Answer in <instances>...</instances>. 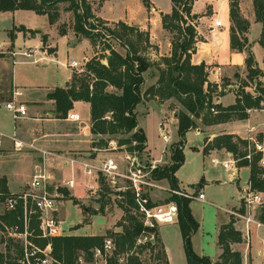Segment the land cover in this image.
I'll list each match as a JSON object with an SVG mask.
<instances>
[{
	"label": "trees",
	"instance_id": "1",
	"mask_svg": "<svg viewBox=\"0 0 264 264\" xmlns=\"http://www.w3.org/2000/svg\"><path fill=\"white\" fill-rule=\"evenodd\" d=\"M92 1L94 0H0V10H31L36 14L46 15L49 23L53 24L60 17L58 4L66 2L65 9L73 17L72 29L78 36L94 41L108 32L114 39L121 42L120 33L116 29L99 27L98 24H104L105 21L94 15ZM193 2L194 0H172L171 13L162 15L163 27L172 34L171 55L163 58L165 68L159 71L157 85L154 84L149 89L153 96H157L161 100L173 98L179 106L176 110L178 140L170 147V163L162 167L158 166L151 172L154 179H164L171 188L175 189L178 188L175 172L184 161L183 147L186 133L196 126L201 111L207 109L208 112H211L210 108H214L215 112L226 111L224 114L226 119L243 118L246 109L263 106L261 102L264 98V83L255 80L264 74V53L261 71L254 67L253 56L248 53L246 77L249 81H255V93L242 88L236 92V102L223 109L212 102L210 91L213 89L206 91L203 88L206 80L204 65H191L189 61L190 53L194 48L195 30L187 20L192 21ZM252 3L255 19L261 23L258 42L264 49V0H252ZM229 5L231 47L241 50L247 39L243 37V42L240 41L238 34L244 35L249 23L240 14L234 0H231ZM120 25L127 30H138L126 23H120ZM58 30L61 34L66 31L63 26H59ZM142 36L145 35L139 31L140 40ZM45 40L46 36L43 35L42 41L45 42ZM143 41L147 42V37H144ZM107 50L109 51L108 55L90 58L84 66L71 75L67 86L55 87L47 94V98L53 100L54 116L59 118L67 115V112L73 107V102L89 103V133L92 150H99L103 147L107 149V144L113 140L116 141L119 148L124 146L127 151L142 152L146 148V137L138 126L136 108L143 98L141 90L144 82L143 73L151 67V62L133 48L128 49L124 54L110 47H107ZM102 58L106 60V63L102 62ZM243 86H248L247 81L243 83ZM247 146L245 141L234 140L230 134H222L214 137L211 144L204 147L202 151L204 154L213 148H225L231 151L242 164L250 166L248 179L251 189L264 195V167L257 163L258 154L254 155L250 162L242 158L246 153ZM6 182V178L0 179V200L2 201L10 194ZM199 185L200 182L194 186L195 191ZM122 201L124 202L122 206L124 216L122 223L119 224L122 229L116 233V243L124 249L125 246H132L141 234L144 233L143 236H145L147 232H154V242L148 241L146 249L156 251L158 255L155 254L158 257L164 255L162 246L158 245L160 241L156 228L143 225L139 213L135 210L133 195L129 189L124 191ZM168 201H174L178 208L176 223L183 239L186 264H242L241 253L231 248L233 243L242 240L241 231L234 226L233 219L220 226L218 244L221 253L218 260L213 263L207 255H199L192 249L190 239L199 228V223L192 214L191 199L171 195ZM239 210L243 212L242 207ZM20 215V208L14 211L5 209L0 218L10 224L18 222ZM255 217L264 222V206L258 209ZM31 227L35 229V232L37 231L34 219ZM1 239L5 240V247L3 251H0V264H19L17 262L21 252L19 241L3 237ZM103 239L104 237L100 235L65 234L51 239L34 240L41 246L50 242L52 255L61 264H78L75 261L76 258L82 253L89 258L92 249L100 247ZM139 247L144 249L143 244H140ZM110 264H112L111 261ZM163 264H167L166 260Z\"/></svg>",
	"mask_w": 264,
	"mask_h": 264
},
{
	"label": "rangeland",
	"instance_id": "2",
	"mask_svg": "<svg viewBox=\"0 0 264 264\" xmlns=\"http://www.w3.org/2000/svg\"><path fill=\"white\" fill-rule=\"evenodd\" d=\"M234 1L238 6L239 0ZM251 5L253 6V3ZM66 6V2H61L58 4V9L60 10V22L58 23L59 26H63L68 30V32L72 33L73 17L70 12L66 11ZM249 6L250 4L248 1L244 5L245 12L247 13H249L247 11ZM187 21L188 23H190L189 19ZM120 23L125 24V22L121 20L112 21L110 23L105 22L104 24L101 23V25L98 24L99 27H109L112 29H116L117 32L120 33L121 42L117 39H114L108 32H105L107 33L106 35L98 37L94 41L88 40L90 43V50L96 52L94 56L103 57L105 55H108L109 51L107 50V47L113 48L123 54L126 53L128 49L133 48L136 49L139 54V45L144 46L143 39L145 36H142L141 40L139 39L138 21L136 19L131 20L130 25L138 29L133 31L124 29L120 25ZM13 24L22 25L12 27L10 29L11 34L16 31H22L23 33H29L30 35L39 33L41 36H43L44 33L40 30L27 29L25 26L29 28L39 29H45L48 27L46 18L42 15L35 14L34 12L0 11V43H2L4 47L10 44V39L6 34V29H8ZM165 31L169 33L170 37H172L171 32H168V30L166 29ZM50 36L53 37L54 45L56 47L55 48L51 46L47 48V52H53L55 48V52L50 54H47V52L42 49V43L38 37L34 39H27L23 38V36L18 33L14 40L15 48H23V46L27 47L29 45L32 48H37L38 54L36 55V57L38 55L44 56L46 58V66H44L42 62H34L32 61V59L12 57L7 53H0L1 58L6 57L8 59H11L13 63L15 60L18 61L14 63L12 70L13 83L16 86L23 88L26 96L39 98L43 95L47 86L51 87L63 85L72 68L63 65L62 63L69 62L71 59L79 60L85 52L84 50L86 44H84L85 42L83 40H72L71 37L58 36L54 31H52ZM238 37L240 41L243 42V37L246 36L245 34H238ZM146 48L148 49L147 46L145 48L143 47V50L147 51ZM90 58L82 59V61L79 62H81L82 66H84ZM102 62L105 63V59L102 58ZM258 69L260 71L262 70L261 68ZM72 70V74H74L79 69L73 68ZM246 75L247 71L245 70L241 76H238L237 78H230L229 82L233 85L229 89H231L235 93L242 88L248 91H254L255 81L247 80ZM255 80L257 82L259 81L260 83L264 82V78L259 79L258 77ZM246 81L248 86L244 87L243 83ZM224 88L228 89L227 86H222L220 90L223 91ZM11 98L12 96H10L9 93L0 95V132L4 135L0 139V179L8 177L11 181L10 188H19V190H21L25 188L24 183L28 181L32 176L31 171H29L28 169L29 161L32 160L37 162V159L39 161L41 160V158L37 151L30 149L16 150L13 147L12 142L9 138L13 133L18 139H21L25 142H30L35 138V136L38 135V132H35V135L33 132L32 134H28L29 126H27V122L22 123L23 118L14 120L12 114L5 109L4 103ZM146 98L147 100H150V102L147 103L146 109L141 110L140 105H138L136 108L137 120L138 124L142 127L147 140V148L150 150V153H152V155H158L159 153H161L163 146H166L165 151L166 156L168 157L166 161L159 163V167H162L163 165L170 163V147L178 140L176 120L172 115V110L175 109L176 111L178 106L174 103L170 106H167V102L166 108L169 110L167 114L166 109L156 102L157 98L155 96L151 94ZM151 100L153 101L151 102ZM17 101H19V99H17ZM68 113L79 114V119L75 120V122H73V124L71 125L74 130L81 131V137L84 138V136H87L88 138H90V124L89 120L86 118L85 113L83 112V109H70L67 114ZM166 114L168 116L166 118L168 122L170 140L165 144L158 130V122L165 118ZM35 116L48 118L49 114L45 112H38L34 115V117ZM50 116L52 117L54 115ZM17 126H19L23 132H18L16 128ZM51 129L58 130V127L55 126ZM260 139V141L264 142V138ZM198 141V137L193 131H189L186 133V142L183 148L184 161L175 172V176L178 178V181L180 182L179 185L182 190L190 193H197L201 191L206 199L205 202L192 200L190 203L192 214L199 223V228L191 236L190 239L192 249L195 252L208 255L210 258H216L218 253L216 240L219 226L223 221H225L227 215H229V217L234 220V226L241 231L242 239L246 243V246L250 243L251 240L252 250L256 258V249L259 244H257L256 239H254V235L261 228H256L254 225L250 224V239H247L243 235L245 227L244 221L238 216L233 215L229 212L225 213V208L232 205H238V207L235 209L229 208V210L240 209L241 204L239 205L240 200H238V188L242 186L244 188L246 186L250 166L242 164L240 159H238L240 166H247L248 170L246 168L240 169L238 181H230L228 179L230 171L224 169V167L220 163H215L214 161H212L211 157L204 156L202 153V149L198 146ZM36 143L38 144L37 141ZM64 143L65 142H63V140H59L58 142L53 141L52 144H47V146L44 148L51 147L52 149L56 148L55 144L64 145ZM112 144H115L116 149H112V153L108 152L104 156H115L121 168L126 169L127 160L123 158L125 147L122 146L119 148L116 144V141L113 140ZM108 147H110V142L107 144V148ZM204 147H207V145ZM99 150L105 151L107 149L103 147ZM147 153V151L136 152V158L139 161V164L143 167H146L144 172L145 175L147 173L146 178L152 181L155 185L167 186V181L164 179H151L153 177L150 173L147 172V169L149 167L148 165H150L152 161L151 157ZM130 154L135 155V152H130ZM83 177L85 176L83 175ZM95 180L97 182L96 186H94V189H89L84 184V187H75L74 190H66L67 188L65 189V187L61 185L60 180H55V182L58 183L51 184L52 188L57 185L58 190L62 193V197L60 198V200L62 201V207L61 209L57 210L56 214L57 216L59 215L58 218L62 220V227L65 229L64 233L83 235L89 232H100L102 230V234H100V236H103L104 238L110 237L114 241L115 250L110 258L112 264H163L165 260L163 254L158 257L156 251L146 249V245L149 240L150 242L152 241L151 243L154 242V232H147V236H143L144 233L141 234L139 236V239H137L132 246H125L124 249H122L116 243L117 232L115 230L116 227L117 231L118 229L119 231L122 229L119 224L122 223V218L124 216V211L122 209L124 202L120 197L114 194L113 190L116 187H112L111 185H109L102 175L95 177ZM199 182L200 185L195 191L194 186ZM128 185V180L122 179L121 181H118L116 186H124L123 191H126V186ZM143 192L145 194H148V196L150 197V201L148 203L149 206L159 205L167 202L169 200V197L171 196L167 191L159 189L156 186H145ZM4 210V201L0 200V215L4 212ZM135 210L137 211L136 208ZM257 212L258 209L253 212L254 215H256ZM175 222L176 221L172 223H156L154 228H156L157 230L159 226L160 233L158 235V238L159 241L163 243V246L161 245V242H158V245L164 247L166 257L168 258L170 264H185L186 256L183 246V239L179 226ZM4 224L9 223L4 222L0 218V251H3L5 247V240L2 241L1 239L2 237L6 239L3 235ZM100 226L101 228H99ZM143 237H146L147 239L145 240V238ZM140 244L144 245V249H140ZM260 245H262V242H260ZM119 258H121V260H118ZM258 259L260 260V257ZM75 261L79 264L77 258ZM248 263L249 261L247 262V264ZM262 264H264V255L262 258Z\"/></svg>",
	"mask_w": 264,
	"mask_h": 264
},
{
	"label": "crops",
	"instance_id": "3",
	"mask_svg": "<svg viewBox=\"0 0 264 264\" xmlns=\"http://www.w3.org/2000/svg\"><path fill=\"white\" fill-rule=\"evenodd\" d=\"M96 0L92 1V10L96 17L102 19L105 22H112V21H123L126 24L130 25L131 20H137L139 23V31L142 32L145 37H147V42H144V46L140 45L139 52L146 56L149 61L151 62V67H149L144 73V82L142 85V94L143 98L141 103L139 104L141 107V110H145L147 107V103L150 102V100H147L146 97L150 96L151 93L149 92V89L151 86L156 84V81L159 77V71L163 68H165V64L163 62L164 57H170L171 55V37L169 36V33L165 31V28L162 25V15L163 14H169L172 10V0ZM230 1L231 0H194L192 4V15H197L196 18H192V21H190V24L194 27L195 30V42H194V48L190 53L189 61L191 65H204V72L206 74V80L204 82L203 88L206 91H210L213 89V91H210L212 95V102L215 105L221 106V108L228 107L230 105H233L236 102V93L232 91V83L229 82L230 78H237L238 76H241L244 71H247L246 67V58L248 56V53H251L253 56V64L254 67H258L263 69V53L264 49L261 46V44L258 42V39L260 37L261 33V23L255 19V13L252 4V0H239L238 6L240 10V14L248 21L249 26L247 29V32L244 33L247 37V41L243 49L238 50L231 47V36H230V26H231V20L229 15V9H230ZM249 1L250 6L248 7L247 12H245L244 5L246 2ZM1 11V10H0ZM16 11H31V10H14L9 12H16ZM4 12V11H2ZM7 12V11H6ZM33 12V11H31ZM35 13V12H34ZM247 13V14H246ZM36 14V13H35ZM42 15V14H38ZM46 18L48 27L45 29H39V28H29L25 25L27 29H37L44 33L46 36L45 42L42 41V36L39 33L36 34H29V33H23L22 31H16L13 34L10 33V29L14 26H19L22 24H13L8 29H6V34L10 39V44L8 46H5L10 49L18 50L23 49L27 47H31L30 45L23 48L18 47L15 48L14 40L18 33H20L23 38L27 39H34L39 38L42 43V49L47 52V48L54 45V39L51 37L52 31H54L58 36H67L71 37L72 40H83L86 44L85 45V52L82 55V57L79 60L76 61H82V59H88L96 54L93 50H90V43L87 38L78 36L72 29V33L68 32V30L65 28V33L61 34L59 33L58 26L60 22V17L57 20V22L51 24L49 23V20L46 15H42ZM220 20L222 23V26L217 27L215 25V20ZM136 25V24H135ZM169 32V31H168ZM43 35V34H42ZM148 47L147 51L143 50V47ZM56 48V47H55ZM55 48L53 52H47V54L54 53ZM38 52L34 55H36ZM88 55V56H87ZM37 57H40L39 55ZM44 57V56H41ZM20 58V57H19ZM74 60V59H71ZM70 60V61H71ZM69 61V62H70ZM42 62L44 66H46V58L37 61ZM69 62H64L68 64ZM15 63V62H14ZM14 63L11 61V59H8L6 57L1 58L0 57V95L9 93L10 96L12 95V92L15 89H19L21 94L18 96V99L22 101L27 106V117L23 118V122H27V126H29L28 134H32V132L35 135V132H38V135L35 136L33 139L34 141L38 142V145L41 147H46L47 144H52L53 141H59L63 140L64 145H56V148H48L49 150L54 151L58 156L63 157H74L76 159H83L85 157H89L91 159L98 158L100 156H104L105 154L112 153V149H107L105 151H98V150H92L91 148V139L87 136L81 137L80 133L81 131L74 130L72 125L75 120H69L67 119V115L63 118L50 116L54 115L53 109H54V102L53 100H50L47 98V94L52 91L55 87H63L67 86L69 84L73 67H71L70 74L66 77L65 82L61 86H51L45 89L43 95L39 98H32L31 96H26L24 93V89L14 85L13 83V66ZM106 63V60H105ZM70 67V66H67ZM264 74H261L259 76V79H263ZM264 81V80H263ZM68 83V84H66ZM264 83V82H263ZM227 86L228 89L220 90L221 87ZM252 93H255L254 91H251ZM156 102L163 106L168 114L167 106H170L171 104H178L173 98L161 100L157 96ZM153 100H151L152 102ZM168 102V103H167ZM167 103V104H166ZM263 106L260 108H248L245 110V116L243 118L238 117H232L229 119H226L224 117V114L226 111L220 110V112H208L207 109H204L201 111L200 116L197 118V123L194 128H191L188 130L193 131L195 135L198 137V146L202 150L204 149V146L211 144L214 137L222 134H230L233 136V139H238L240 141H245L247 144H253L254 141H260V138H264V98L261 102ZM176 106V107H177ZM82 108L83 112L86 115V118L89 120L90 124V106L89 103L84 101H75L73 102V107L71 109H77ZM179 106L177 107V109ZM176 109V110H177ZM38 112H45L49 114V117H37L34 115ZM31 113V114H30ZM78 116L79 114L76 113ZM166 114L165 117H168ZM31 115V116H30ZM172 115L174 119L176 120V126H177V118H176V111L175 109L172 110ZM58 127V130H52V127ZM138 126L142 129V127L138 124ZM17 131L23 132L19 126L16 127ZM27 130V129H26ZM37 130V131H35ZM90 134V133H89ZM62 138V139H59ZM264 141V140H263ZM40 142V143H39ZM186 142V139H185ZM164 143H168L165 142ZM185 144V143H184ZM184 148V147H183ZM88 149V150H87ZM87 150V151H86ZM166 146H163L161 153L158 155H152L150 153V150L147 148V140H146V148L144 151H147L148 155L151 157V161L161 159V162H164L167 160L166 156ZM106 152V153H103ZM203 153V151H202ZM234 155L231 151L226 150L225 148H213L209 149L206 154L203 153L206 157L217 158V159H228L229 154ZM109 156V155H106ZM219 157V158H218ZM40 161V160H39ZM37 159V162L35 161H29L28 163V169L31 171L34 166L39 162ZM47 167L49 169V172L51 174L52 180L51 183H58L55 182V180H60V183H62L63 180H67L72 178L74 180V185L71 188L65 187L66 190L75 189V187H84V184L89 189H94L96 186V180L95 177L101 176L99 174H92L87 175L83 172V169L78 166L77 164L71 167L68 163L60 162L59 158H51L47 161ZM246 168L248 170V167L246 166H240L239 162H237V174L235 178H231V174L228 175V179L230 181H238L239 178V172L240 169ZM226 169V168H224ZM227 170V169H226ZM230 171V170H228ZM83 175L85 177H83ZM89 176V177H88ZM248 177H249V171H248ZM31 179V177H30ZM26 181L24 183V187L26 188L27 183L30 181ZM7 182L6 185L8 187V190L12 193H18L24 189L19 190L18 189H11L10 188V179L6 178ZM122 179H119L121 181ZM178 180V178H177ZM249 182V179L247 178V183ZM121 183V182H120ZM178 181V189L180 188ZM167 186L169 184L167 183ZM121 189L114 188L113 192L118 197L123 199V193H124V186H119ZM246 187V186H245ZM243 186L238 188V200L240 208L242 207L241 202V194H242ZM198 193V192H197ZM197 193H194L195 195ZM192 200H198V199H191ZM205 196L204 201L205 202ZM62 201L60 200L58 205V210L61 209ZM238 205H232L230 207H226L225 209L229 208H237ZM57 213V212H56ZM227 213V211H225ZM57 216V214H56ZM59 216V215H58ZM57 216V217H58ZM61 220V219H60ZM231 220V217L227 215L225 221H223L221 225L228 223ZM62 222V220H61ZM83 223V222H82ZM172 223V222H171ZM176 223V222H175ZM85 224V223H84ZM91 224V223H88ZM235 225V223H234ZM219 226V229H220ZM101 228V226L99 227ZM108 228V227H106ZM65 230V229H64ZM116 232L117 227H116ZM102 230L100 232H89L85 233L83 235H100ZM157 233L159 235V226L157 228ZM219 234V231H218ZM254 239H256L257 244L259 246L256 249V258L254 256V252L252 250L251 246V240L250 243L246 246V243L242 239L240 242L233 243L231 245V248L233 250L239 251L242 255V264H262V258L264 255V249L262 248V245H260V242L264 241V228H261L255 235ZM161 242V241H160ZM217 247H218V253L216 258H210L212 262L218 260V257L221 253V248L218 244V235H217ZM161 245L163 246V243L161 242ZM165 260L167 264H170L168 258L166 257V253L164 251V247H162ZM198 253V252H196ZM199 255H206L198 253ZM260 257V260L258 259ZM187 263V262H186ZM185 263V264H186Z\"/></svg>",
	"mask_w": 264,
	"mask_h": 264
},
{
	"label": "built area",
	"instance_id": "4",
	"mask_svg": "<svg viewBox=\"0 0 264 264\" xmlns=\"http://www.w3.org/2000/svg\"><path fill=\"white\" fill-rule=\"evenodd\" d=\"M217 27L222 26L220 20H215ZM4 52L12 57H21L23 59H32L37 62L45 57H35L38 52L37 48L27 47L23 49H10L4 47L0 43V53ZM14 62H18L15 60ZM65 66L80 69L82 67L81 62L71 60L68 64L62 63ZM21 94L19 89H15L12 92V98L4 103L5 109L12 114L15 119L27 117V106L17 101L18 96ZM212 112H215L214 108H210ZM67 119L78 120L79 116L76 113H68ZM158 130L165 142H169L170 134L168 129L167 118H163L158 122ZM4 135L0 132V139ZM13 147L16 150L30 149L37 151L41 160L34 166L33 173L30 181L27 183L26 188L18 193H11L4 199L5 209L8 211H14L17 208L21 209V215L19 221L10 224L3 225V235L6 238L18 240L21 248L20 255L17 259L19 264H61L52 255L51 243L47 242L44 246H41L35 242L34 239H51L52 237L64 235L65 231L62 227L61 220L56 216L58 205L62 193L58 190V186L51 187V174L47 167V161L51 158H59L60 162L68 163L71 167L78 165L83 169V172L87 175L99 174L102 175L105 181L112 187L120 189L116 186L119 179H126L129 185L126 186L133 195L135 208L139 212L142 223L145 227L153 228L156 223H171L176 221L178 208L174 201L164 202L159 205L149 206L150 197L143 192L145 186H156L159 189L167 191L170 195H178L187 197L190 199H198L204 201V194L200 191L196 195L178 188H171L170 186L155 185L152 181L146 178L145 168L139 164V161L135 155H131L129 151L125 149L123 158L127 160L126 169L121 168L120 164L116 160L115 156H100L95 159L85 157L83 159H76L74 157L58 156L54 151L39 146L36 141L25 142L18 139L13 133L10 137ZM107 149H116L115 144L110 141V147ZM258 154V165L264 167V142L254 141L253 144H248L246 153L242 158L250 162L253 156ZM238 157L233 156L231 153L228 159L212 158L215 163H220L224 168L230 170L231 178H235L237 174V162ZM161 159L154 160L148 167V173L151 174L152 170L159 166ZM154 180V178H151ZM61 185L63 187L71 188L74 185L72 178L63 180ZM241 202L243 212L240 210L225 211L238 216L245 223L244 237L250 239L249 225L252 224L256 228H264V222L257 219L254 215V211L264 206V195L251 189L248 182L246 187L243 188L241 194ZM36 221V232L31 227L32 220ZM145 240L147 239L146 237ZM150 241V240H149ZM152 242V241H151ZM262 247L264 248V241H262ZM115 250L114 241L110 237L103 239V243L100 247L92 249L90 257L80 254L77 257L79 264H110V258ZM118 260H121L119 258Z\"/></svg>",
	"mask_w": 264,
	"mask_h": 264
},
{
	"label": "water",
	"instance_id": "5",
	"mask_svg": "<svg viewBox=\"0 0 264 264\" xmlns=\"http://www.w3.org/2000/svg\"><path fill=\"white\" fill-rule=\"evenodd\" d=\"M192 17H193V18H196V17H197V15L193 14V15H192ZM66 84H68V83H66Z\"/></svg>",
	"mask_w": 264,
	"mask_h": 264
}]
</instances>
